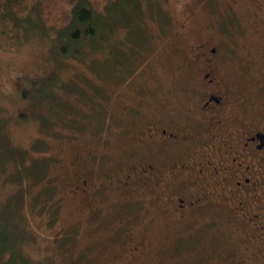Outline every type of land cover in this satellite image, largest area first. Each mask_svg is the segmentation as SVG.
<instances>
[{
  "label": "rangeland",
  "instance_id": "1",
  "mask_svg": "<svg viewBox=\"0 0 264 264\" xmlns=\"http://www.w3.org/2000/svg\"><path fill=\"white\" fill-rule=\"evenodd\" d=\"M95 1L110 32L96 37L93 49L77 51L54 39L60 27L47 25V35L38 31L16 48L0 44V138L5 151L18 154L16 161L3 154L0 164V220L12 217L22 264H134L127 252L142 246L158 254L140 264H185L188 252L218 236V225L181 232L161 220L151 196L137 191L123 198L132 199L126 205L118 188L104 202L97 197L100 208L92 211L89 195L74 191L75 179L83 169L94 177L113 175L138 151L132 132L122 134L136 123L138 109L148 119L152 110L184 109L183 49L222 25L252 27V1L139 0L140 11L129 15L138 27L119 22L127 17L126 0ZM182 24L189 35L177 34ZM253 39L247 35L245 42Z\"/></svg>",
  "mask_w": 264,
  "mask_h": 264
},
{
  "label": "flooded vegetation",
  "instance_id": "2",
  "mask_svg": "<svg viewBox=\"0 0 264 264\" xmlns=\"http://www.w3.org/2000/svg\"><path fill=\"white\" fill-rule=\"evenodd\" d=\"M251 1L252 27H215L182 48L189 73L184 109L152 110L149 119L138 109L136 123L122 130L124 137L132 132L138 151L113 175L83 169L75 179L74 191L89 195L92 211L100 208L97 197L104 202L118 188L126 205L132 199L123 198L137 191L151 196L161 220L181 232L218 225V236L188 252L185 264H264V3ZM180 30L190 34L186 24ZM249 50L257 55L247 57ZM139 248L127 252L134 264L158 254Z\"/></svg>",
  "mask_w": 264,
  "mask_h": 264
},
{
  "label": "trees",
  "instance_id": "3",
  "mask_svg": "<svg viewBox=\"0 0 264 264\" xmlns=\"http://www.w3.org/2000/svg\"><path fill=\"white\" fill-rule=\"evenodd\" d=\"M130 1L125 2L129 8L127 17L122 15L119 22L125 19L128 21L121 23L124 26L134 23L138 27L136 19L130 20L129 15L131 13L135 15L140 11V7L137 6L141 2ZM105 14L101 10V4L95 0H0V44L16 48L31 34H38V31L41 35H47L49 33L45 26L47 25L60 27L59 34L54 39L63 38L79 51L82 47L94 43L96 37L101 39V35L110 32L108 24L103 21ZM100 20L103 21V25ZM140 44H143L142 41L135 43ZM89 48L94 47L89 45ZM37 144L35 141L34 146ZM4 149L3 140L0 138V158L6 154L7 159L16 161L18 154L8 153ZM4 158L0 160V164ZM50 159L51 157L48 162L51 163ZM12 164L16 166L15 163ZM11 218L0 220V264H14L13 257H17L21 264L24 262L16 245L17 227Z\"/></svg>",
  "mask_w": 264,
  "mask_h": 264
}]
</instances>
